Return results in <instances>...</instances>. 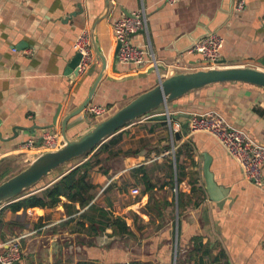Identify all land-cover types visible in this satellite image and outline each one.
<instances>
[{"label":"crops","instance_id":"crops-1","mask_svg":"<svg viewBox=\"0 0 264 264\" xmlns=\"http://www.w3.org/2000/svg\"><path fill=\"white\" fill-rule=\"evenodd\" d=\"M107 1L0 0V182L28 164V149L23 147L28 139L39 142L45 129L62 133L63 118L85 100L101 72L103 63L96 53L86 72L75 75L68 70L77 53L75 40L85 29L92 34L95 27L107 59L89 105H106L109 114L159 80L158 70L147 73L149 62L142 67L118 62L117 70L113 68L114 22L143 7L148 29L132 34V41L145 46L147 57L154 55L167 66L162 70L165 76L190 70L200 54L189 48L209 32L224 37L221 66L264 69V0H109V5ZM169 111L173 129L182 132L180 139L169 120L144 115L117 133L118 154L77 160L80 164L90 158L94 164L87 179L95 187L86 193L93 197L85 206L61 195L55 205L17 211L4 207L0 264H5L2 256L13 239L21 242V251L11 264L82 260L177 264L181 259H187L186 264H264V186L247 181L240 165L212 134L189 127L193 115L215 111L264 146V88L238 81L214 83L174 100ZM90 118L74 116L68 122L69 136L101 120ZM185 143L189 146L179 156V181L172 149ZM206 157L220 188L217 200L206 191ZM141 165L155 184L152 202L160 209L151 213L146 210L150 196L135 176L142 172H133ZM66 170L52 171L29 194H42ZM132 187H139L140 193H132ZM176 188L184 193L181 207ZM112 214L123 216L132 233L115 234L110 226L98 229Z\"/></svg>","mask_w":264,"mask_h":264},{"label":"water","instance_id":"water-1","mask_svg":"<svg viewBox=\"0 0 264 264\" xmlns=\"http://www.w3.org/2000/svg\"><path fill=\"white\" fill-rule=\"evenodd\" d=\"M107 4L109 5V0ZM130 14L131 12L126 13V15ZM91 38L94 51L97 57L102 60L103 67L91 85L85 100L71 109L63 118V144L56 149L41 152L35 158L28 160V164L21 170L2 180L0 182V206L28 195L32 189L38 186L44 178L56 168L70 161L78 160L79 157L84 156L88 152L95 151L102 143L116 135L126 125L144 115H148L152 119L169 120L173 131L169 104L190 91L214 83L231 81L247 82L264 88V69L255 66L230 65L207 67L177 71L165 76L164 73L162 74V70L167 69V66L156 61L152 63V66L147 70V73L154 70L159 71V80L156 85L129 99L107 117L101 118V120L97 122H91L92 124L87 130L75 137H70L68 134V122L74 116L83 114L84 118L92 121L87 107L91 103L97 85L103 78L107 67V59L97 40L95 27L92 30ZM121 44V40H117L113 66L114 70H117V55ZM81 57L82 53L77 52L69 62L68 70L75 75L79 74L78 64ZM140 75L145 76V73L140 72ZM174 133L177 139L182 137L181 131L174 130ZM210 161V157L205 158L204 174L206 191L212 199L217 200L221 197V193L213 173L210 170Z\"/></svg>","mask_w":264,"mask_h":264},{"label":"built area","instance_id":"built-area-1","mask_svg":"<svg viewBox=\"0 0 264 264\" xmlns=\"http://www.w3.org/2000/svg\"><path fill=\"white\" fill-rule=\"evenodd\" d=\"M177 2L179 0H169ZM264 21V12H263ZM115 35L122 44L117 55L118 62L131 63L136 67L145 66L148 62L155 63L157 60L153 55L147 57V49L144 45L134 43L132 34L148 29V14L146 8H140L130 15H123L114 22ZM224 45V37L218 32H209L198 38L189 48L190 52L200 54V58L193 63L191 69L219 67L222 64L221 49ZM77 52L82 53L78 64L79 74L88 70L95 59V52L89 30L81 31L76 40ZM89 115L98 119L104 118L110 112L106 105L95 104L87 107ZM190 131H204L212 134L225 150L240 165L244 178L256 186H264L263 166H264V146L254 142L243 130L230 126L222 114L209 111L193 115L189 121ZM64 142L63 135L56 129H45L41 139L30 138L23 145L28 149L27 160L35 158L45 150L56 149ZM176 148L172 151L175 154ZM178 191V189H175ZM132 193L139 194V187H132ZM264 245V241H263ZM21 242L13 239L9 251L2 256L5 264H11L20 257ZM121 264H132L127 260Z\"/></svg>","mask_w":264,"mask_h":264},{"label":"trees","instance_id":"trees-1","mask_svg":"<svg viewBox=\"0 0 264 264\" xmlns=\"http://www.w3.org/2000/svg\"><path fill=\"white\" fill-rule=\"evenodd\" d=\"M119 134L114 135L106 142L102 143L95 151L94 154L99 155L102 151H109L110 155H116L118 154V151L112 150L110 146L112 144H117L120 141ZM189 145L188 143H185L179 148V150L176 151V168H177V174H178V180L180 181V164H179V156L182 152L183 148H187ZM121 151V150H119ZM93 152V151H91ZM91 152H88L83 157H88ZM78 161H70L56 169H67L66 173L56 180L52 186L47 187L45 190H43L42 194L37 193H31L29 195H26L22 198H19L15 201H12L6 205H4L1 210L4 209V207H10L12 210L17 211L21 208H28L31 206H47V205H55L61 200V195L67 196L68 199L71 201H78L81 206H85L93 197V195H87V191L95 187L93 184L89 183L87 177L90 174V171L93 169V162L90 160V158L86 159L82 163L78 164ZM55 169V170H56ZM142 172L141 175H135L143 184L144 194H149L150 198L146 205L147 212L151 213L154 211V209H160L158 207V203L152 202L153 195H152V189L155 187V184L152 181L151 175L149 171H147L145 165L138 166L133 169V172ZM49 177L44 178L46 180ZM173 178L174 175H172V182L173 185ZM43 182V181H42ZM41 182V183H42ZM40 183V184H41ZM184 198V193L178 188V200H179V206L181 207L182 202ZM94 207V206H92ZM101 211V210H100ZM104 212V211H102ZM105 213V212H104ZM87 212L85 211L83 215L85 216ZM3 224L2 218H0V226ZM106 226H110L113 229V233L115 234H122V233H132V230L130 226L127 224L126 219L121 215H110L107 217L106 222H104L101 226H98V229L100 230L105 229ZM187 259H181L177 264H186ZM72 264H97L94 261H88V260H82L78 261ZM132 264H143L139 260H133Z\"/></svg>","mask_w":264,"mask_h":264},{"label":"rangeland","instance_id":"rangeland-1","mask_svg":"<svg viewBox=\"0 0 264 264\" xmlns=\"http://www.w3.org/2000/svg\"><path fill=\"white\" fill-rule=\"evenodd\" d=\"M109 115V114H108ZM107 115V116H108ZM106 116V117H107ZM125 128V127H124ZM121 145V144H120ZM110 148L112 149V150H115V151H119V144L117 143V144H112L111 146H110ZM178 149H176L175 151H177ZM109 151H102V152H100V154L99 155H96V154H94V151L93 152H91L90 154H89V156H93V157H101V158H106V156H108L109 155ZM82 158H84L83 156H81V157H79V159H82ZM173 158L174 159H176V157L174 156V154H173ZM95 160H98V158H95ZM106 160V159H105ZM105 160H104V164H106V162H105ZM156 166V164L155 163H152L151 165H150V167L151 168H154ZM154 170V173H153V175H154V177H155V180H156V182L160 185L161 184V179H159V173H156L155 171H157L156 170V168H154L153 169ZM159 193H162V191H159ZM171 193H173V190H172V188H171ZM4 205V204H3ZM3 205H1L0 207H2Z\"/></svg>","mask_w":264,"mask_h":264}]
</instances>
